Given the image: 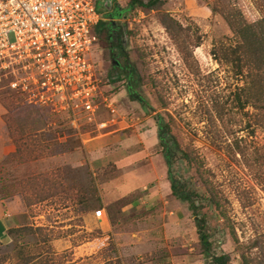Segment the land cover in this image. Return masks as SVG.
<instances>
[{"label": "rangeland", "instance_id": "374dc122", "mask_svg": "<svg viewBox=\"0 0 264 264\" xmlns=\"http://www.w3.org/2000/svg\"><path fill=\"white\" fill-rule=\"evenodd\" d=\"M131 1L97 0L103 21L86 54L100 80L96 111L69 115L68 108L20 95L14 105L0 76V242L11 241L7 228L31 224L51 229L48 253L64 264H210L189 202L171 190L157 129L162 117L176 151L173 173L202 196L194 200L208 220L211 254L264 264V167L255 159L264 127L234 97L244 79L213 50L233 38L227 12L255 22L264 16V0H165L161 10L186 29L178 40L161 11L127 8ZM105 20L122 27V50L107 39ZM116 61L139 75L136 89L146 103L130 97ZM215 99L228 103L223 122ZM236 139L248 146L245 157ZM179 148L192 153L191 162ZM56 177L66 188L49 197ZM82 194L87 201L78 199ZM100 207L109 221L94 215Z\"/></svg>", "mask_w": 264, "mask_h": 264}, {"label": "built area", "instance_id": "2783aa9c", "mask_svg": "<svg viewBox=\"0 0 264 264\" xmlns=\"http://www.w3.org/2000/svg\"><path fill=\"white\" fill-rule=\"evenodd\" d=\"M102 18L97 0H0V76L30 103L96 111L100 80L86 54Z\"/></svg>", "mask_w": 264, "mask_h": 264}, {"label": "trees", "instance_id": "16d2710c", "mask_svg": "<svg viewBox=\"0 0 264 264\" xmlns=\"http://www.w3.org/2000/svg\"><path fill=\"white\" fill-rule=\"evenodd\" d=\"M165 0H132L127 8L134 6L135 4L146 10H157L161 11V22L163 23L165 29L169 35L174 39L178 40L183 31L186 30L182 23L174 18L170 12H163L161 9L164 5ZM109 13H106V16ZM118 15V14H117ZM227 23L230 25L233 31V38L225 46H221L219 50L218 47H214V55L217 59L228 63L236 76L244 79L243 85L238 87L239 90L235 93L234 97L238 101V105L241 110L245 111L246 115H251L255 118V125L264 127V16L255 22H249L243 18L242 13L239 11L236 16H232L229 12L224 16ZM103 20L101 19L100 22ZM104 31L107 39L110 41L112 47L119 46L122 50L119 33L122 27L115 25L112 21L105 20ZM99 25V24H98ZM97 25V26H98ZM118 33V34H117ZM97 35V34H96ZM98 37V36H97ZM201 38L194 42L196 46L200 45ZM115 53H113L114 55ZM129 79L131 84L127 85L129 88V95L134 100H139L142 103H146L143 96L138 94L136 89V84H138L140 78L139 75L133 70ZM6 83L2 85L5 89L7 98H12V103L16 105L15 100L17 94L10 88L11 78H6ZM137 90V91H136ZM21 97V95H20ZM226 100L221 101L220 99H215L212 102L213 111L216 113V118L219 121L225 120V113L229 111L227 107ZM250 108L252 110H250ZM210 112V110H208ZM69 115L71 112L68 111ZM158 124V136L160 143L164 146L163 153L169 165V171L167 172L169 179L171 181L172 193L182 201H188L192 209V213L195 217V222L197 230L200 236V240L203 247V253L206 258L210 259V264H232L230 255L226 252L221 254H211L210 252V233L208 232V220L204 216H198L197 208V197H202L200 193L189 188L186 183H181L180 179L176 174L173 173L171 166L175 160L176 151L173 150L168 140L170 133V124L163 123L162 117L157 118ZM250 125V124H249ZM167 138V141H166ZM236 139L234 143V148L237 149L238 153L246 156V149L248 146H241ZM233 145V144H232ZM182 157L187 160H192V153L183 151L179 148ZM255 159L259 160V165L264 167V144L259 145L256 149ZM191 162V161H190ZM51 185V191L47 195L49 197L56 196L61 191L60 189H65L66 185L60 179V177L54 178ZM71 186V185H70ZM204 198H208L211 202L219 205L217 200V195L212 193H204ZM70 196V195H69ZM65 197V198H64ZM62 197L66 200V196ZM194 197L197 200H194ZM71 199V198H70ZM78 199L82 202L88 200V197L84 194L79 195ZM51 229L40 225H22L7 230L11 241L4 246L0 242V264H64V262L49 254L48 251L51 249V241L54 238Z\"/></svg>", "mask_w": 264, "mask_h": 264}, {"label": "flooded vegetation", "instance_id": "af4514ba", "mask_svg": "<svg viewBox=\"0 0 264 264\" xmlns=\"http://www.w3.org/2000/svg\"><path fill=\"white\" fill-rule=\"evenodd\" d=\"M114 56V55H113ZM114 67H117L120 71H121V73H124L125 75H126V77H127V84H126V86L127 85H129V84H131V81H130V79H129V75H130V73L133 71L132 70V68H131V66L128 64V63H122L121 64V62H117L116 61V65H114ZM137 85V84H136ZM135 85V86H136ZM127 88H128V86H127ZM128 90H129V88H128ZM137 91V90H136ZM15 92V91H14ZM17 93V92H16ZM138 94L139 95H141L140 93H139V91H138ZM142 96V95H141ZM137 101H139V100H137ZM139 102H141V101H139ZM142 103V102H141ZM142 104H144V103H142Z\"/></svg>", "mask_w": 264, "mask_h": 264}, {"label": "crops", "instance_id": "0c3cea01", "mask_svg": "<svg viewBox=\"0 0 264 264\" xmlns=\"http://www.w3.org/2000/svg\"><path fill=\"white\" fill-rule=\"evenodd\" d=\"M107 215V214H106ZM106 220H108L109 221V218H108V215H107V218H105ZM102 220V219H101ZM104 220V219H103ZM10 227V226H9ZM5 228H6V225H5ZM7 230H8V228H7ZM8 235V233L6 234V236Z\"/></svg>", "mask_w": 264, "mask_h": 264}]
</instances>
